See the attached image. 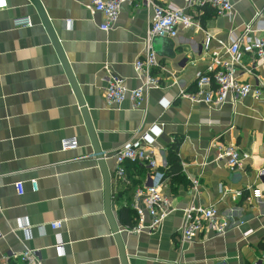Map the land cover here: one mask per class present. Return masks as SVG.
I'll return each mask as SVG.
<instances>
[{"label":"crops","instance_id":"1","mask_svg":"<svg viewBox=\"0 0 264 264\" xmlns=\"http://www.w3.org/2000/svg\"><path fill=\"white\" fill-rule=\"evenodd\" d=\"M5 1L0 9V264H15L24 250L35 251L43 264L259 261L264 256V176L258 174L264 168V63L241 52L236 67V78L258 86L261 99L227 98L211 106L190 103L179 93L196 89L212 56L228 59L231 39L246 24L258 14L264 21V0H231L227 17L207 4L132 0L121 5L107 31L100 29L103 15L86 9L90 0H37L60 54L30 0ZM154 4L181 9L194 25L178 27L175 37L153 40L159 66L152 73L160 85L145 92L139 109L127 100L107 107L105 66L126 87L140 85L133 64L143 55ZM18 17H28L31 25L15 27ZM206 33L212 37L209 52L202 48ZM261 35L256 31L251 36ZM82 109L108 173L110 210L123 261L104 213L102 171ZM62 139H74L77 147L61 150ZM175 140L180 141L181 172L164 177L160 187L170 212L154 231L126 232L123 227L128 225L120 224L118 212L127 205L120 193L128 181L116 173L115 152L126 143L154 150L156 166L142 176L144 188L154 171H166L167 151ZM224 144L248 156L240 168L231 170L216 159V147ZM252 189L260 191L257 199L251 197ZM190 205L213 206L230 222L227 232L215 235L204 229L192 241L182 242L183 210ZM56 221L60 226L52 229Z\"/></svg>","mask_w":264,"mask_h":264},{"label":"built area","instance_id":"2","mask_svg":"<svg viewBox=\"0 0 264 264\" xmlns=\"http://www.w3.org/2000/svg\"><path fill=\"white\" fill-rule=\"evenodd\" d=\"M130 1L132 0H90L86 9L91 14L98 12L103 15L104 22L100 25V29L107 31L116 21L121 5ZM144 1L149 2V0ZM183 1L188 6L207 4L223 17L229 16L232 11L231 0ZM5 7L6 1L0 0V9ZM259 16L258 14L256 19L246 24L238 35L233 36L227 48L228 59H220L217 55L212 56L213 58H211L212 60L206 70L196 80V89L192 92L181 90L179 93L180 98H184L193 104L204 103L219 106L227 98L236 102L249 95L256 100L263 97V92L258 86L240 82L236 78V67L239 64L238 57L241 52L252 54L254 62L258 64L264 63V21ZM13 25L15 27H29L31 23L28 17H18L13 20ZM193 25L194 22L191 17L179 8L152 5V16L144 41L143 55L135 60L133 64L140 85L135 88L126 87L122 78L112 73L105 66L106 85L103 91L105 105L115 107L127 100L132 108L139 109L142 106L145 92L160 85L158 78L152 73L159 66L152 46L153 40L155 38L175 37L178 27L188 28ZM256 31H261L262 35L254 38L251 35ZM211 38L207 33L204 36L202 48L205 52L210 51ZM76 147L77 142L74 139H62L60 141V149L63 151L75 149ZM216 150V159L224 160L226 166L231 170L240 168L248 157L233 144L218 145ZM114 159L117 165L116 173L119 176H124L122 168L124 161L144 165L149 171L156 166L154 150L152 148H141L136 143H126L120 146L114 154ZM258 174L264 176V168L260 169ZM163 178L164 173L154 171L150 176L149 184L134 191L132 204L135 210V225L123 227L126 232L154 231L168 215L170 212L169 200L160 192ZM196 183L197 181L194 180L193 185L196 186ZM31 186L33 190L36 189L34 181L31 182ZM259 196L260 191L258 189L251 190L252 198L257 199ZM139 202H141V205ZM146 215L150 217L148 223L145 222ZM59 226V221L50 225L52 229H58ZM229 227L230 222L222 219L213 206L190 205L183 210L182 224L179 231L180 240L182 242L192 241L204 229L212 231L215 235H223ZM57 249H60V247L57 246ZM15 260V264H43L40 256L33 250L22 251L16 255ZM253 264H264V256Z\"/></svg>","mask_w":264,"mask_h":264},{"label":"trees","instance_id":"3","mask_svg":"<svg viewBox=\"0 0 264 264\" xmlns=\"http://www.w3.org/2000/svg\"><path fill=\"white\" fill-rule=\"evenodd\" d=\"M179 143V140H175L168 148L166 155L167 168L164 172V177L174 178L181 172V166L177 155ZM122 168L124 176L128 181V187L121 192L120 195H124L127 205L124 208H120L118 212V221L121 225L133 226L135 225V212L130 207V204H132L134 191L142 187V176H144L149 169L144 165L130 161H124Z\"/></svg>","mask_w":264,"mask_h":264},{"label":"water","instance_id":"4","mask_svg":"<svg viewBox=\"0 0 264 264\" xmlns=\"http://www.w3.org/2000/svg\"><path fill=\"white\" fill-rule=\"evenodd\" d=\"M32 2V4L34 5V7L36 8V10L38 11L47 31H48V34L54 44V47L56 48L57 52L60 54V50H59V47H58V44H57V41L52 33V30L50 29L49 27V24L46 20V17L44 16V13L42 11V8L39 4V2L37 0H30ZM73 85V84H72ZM74 86V85H73ZM78 101V104L80 107L83 106V103L81 101V99H77ZM83 115H84V120H85V123H86V127H87V130H88V133H89V136L91 138V141H92V145L94 147V154L98 160V164L100 166V169L102 171V177H103V192H104V213L108 219V222H109V225H110V228H111V231L112 233L115 235V239H116V242H117V245H118V251H119V256H120V259H122L123 261V251H122V246L120 244V239H119V234H118V229H117V226L115 224V221H114V218L111 214V210H110V194H109V177H108V173H107V170H106V167L104 165V161H103V156L100 152V150L98 149V146H97V143L95 142V137L93 135V132H92V129L91 127L89 126V123H88V120L86 118V114H85V110H81Z\"/></svg>","mask_w":264,"mask_h":264}]
</instances>
